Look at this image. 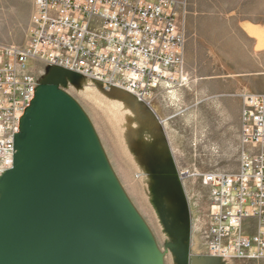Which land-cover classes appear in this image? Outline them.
Here are the masks:
<instances>
[{"label":"built area","instance_id":"obj_1","mask_svg":"<svg viewBox=\"0 0 264 264\" xmlns=\"http://www.w3.org/2000/svg\"><path fill=\"white\" fill-rule=\"evenodd\" d=\"M189 4L33 0L27 43L0 44V175L13 166L15 136L49 67L124 89L149 106L158 95L179 101L174 96L194 81L185 57ZM237 95L239 168L201 174L210 204L200 253L222 262L264 259V93Z\"/></svg>","mask_w":264,"mask_h":264},{"label":"water","instance_id":"obj_2","mask_svg":"<svg viewBox=\"0 0 264 264\" xmlns=\"http://www.w3.org/2000/svg\"><path fill=\"white\" fill-rule=\"evenodd\" d=\"M82 80L73 70L49 67L21 120L13 166L0 175V264H165L90 117L64 89ZM107 88L137 103L143 121L148 104L124 89ZM142 140L159 184L155 204L171 238L166 248L176 264L217 260L192 253L190 208L166 140L151 144L144 133Z\"/></svg>","mask_w":264,"mask_h":264},{"label":"rangeland","instance_id":"obj_3","mask_svg":"<svg viewBox=\"0 0 264 264\" xmlns=\"http://www.w3.org/2000/svg\"><path fill=\"white\" fill-rule=\"evenodd\" d=\"M189 1L187 43H194L196 53L206 56L218 53L227 61L239 53L241 37L251 42L255 52L264 49L260 42L264 38V25L249 27L246 22L264 24V0ZM32 13L33 0H0V44L25 45L30 36ZM210 75L209 79L214 83L215 79L228 77L227 73ZM85 82L90 85V90ZM193 84L191 89H184L183 95L177 93L174 96L183 97L181 101L167 95L156 96L142 113L141 122L134 113L119 111L111 102L114 96L109 88L93 80H82L78 85L68 83L64 87L94 124L116 175L164 252L165 264H176V261L166 248L169 236L155 204L159 184L150 164H146L143 149L148 144L143 143L142 134L151 144L166 140L171 150L175 177L179 179L190 208L191 244L195 253L199 254L203 249L200 230L210 204L209 188L202 183L201 174L214 170L235 173L239 168L240 148L237 150L236 144L224 149L222 145L212 143V137L202 135L201 108H206L207 99L201 93L200 80ZM166 205L168 210H173L167 197ZM236 261L227 259L225 264H264V259Z\"/></svg>","mask_w":264,"mask_h":264},{"label":"crops","instance_id":"obj_4","mask_svg":"<svg viewBox=\"0 0 264 264\" xmlns=\"http://www.w3.org/2000/svg\"><path fill=\"white\" fill-rule=\"evenodd\" d=\"M246 22L249 27L264 25L258 21ZM260 42L263 46L264 38ZM185 57L194 82L200 80L201 93L207 99L206 108H201L202 135L212 137L211 142L222 145L224 149L236 144V149L239 150L243 100L237 94L244 91L264 93V49L255 52L251 42L241 37L239 53L224 61V56L218 53H210L208 56L196 53L194 43L188 41ZM221 73H227L228 77L215 79V83L209 79L210 74ZM184 92L185 90H180L178 93L183 95ZM180 98L184 100L183 97Z\"/></svg>","mask_w":264,"mask_h":264},{"label":"bare ground","instance_id":"obj_5","mask_svg":"<svg viewBox=\"0 0 264 264\" xmlns=\"http://www.w3.org/2000/svg\"><path fill=\"white\" fill-rule=\"evenodd\" d=\"M252 32V31H251ZM261 32V31H260ZM256 35V34H255ZM263 39V38H262ZM85 86H86V88L88 89V90H90L91 89V87H90V85H88L86 82H85V84H84ZM96 90V89H95ZM109 90H111V89H109ZM87 92V91H86ZM112 92V94H113V96H114V98H111L113 101H111L112 102V104L119 110V111H123V112H125V113H127V111L128 112H131V113H134L135 115H137V114H139L138 115V117H140L141 116V108H140V106L137 104V103H134V104H132L133 103V101L132 100H130L131 98L128 96V95H125V94H121V93H119L118 91H111ZM88 93V92H87ZM90 93H92V92H90ZM96 93V92H95ZM98 95V94H97ZM109 97H111V96H109ZM115 107H113V108H115ZM116 109V110H117ZM127 109V110H126ZM113 110H115V109H113ZM119 113V112H118ZM155 123V122H154ZM152 124V123H151ZM156 124V123H155ZM173 191H174V189H173Z\"/></svg>","mask_w":264,"mask_h":264},{"label":"flooded vegetation","instance_id":"obj_6","mask_svg":"<svg viewBox=\"0 0 264 264\" xmlns=\"http://www.w3.org/2000/svg\"><path fill=\"white\" fill-rule=\"evenodd\" d=\"M191 226H192V218H191ZM169 236V234H168ZM171 238L169 236V240L166 242H170ZM191 240H192V228H191ZM192 242V241H191ZM191 249H192V244H191ZM192 253H195L192 249ZM196 254V253H195ZM208 264H220L217 260L213 259V258H209V262H207Z\"/></svg>","mask_w":264,"mask_h":264}]
</instances>
